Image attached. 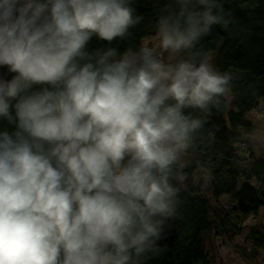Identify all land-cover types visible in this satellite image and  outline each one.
Returning a JSON list of instances; mask_svg holds the SVG:
<instances>
[{
    "label": "clouds",
    "instance_id": "obj_1",
    "mask_svg": "<svg viewBox=\"0 0 264 264\" xmlns=\"http://www.w3.org/2000/svg\"><path fill=\"white\" fill-rule=\"evenodd\" d=\"M0 0V264H146L177 216L184 154L230 92L199 42L222 0ZM167 55V59H165ZM264 146V127L248 137Z\"/></svg>",
    "mask_w": 264,
    "mask_h": 264
},
{
    "label": "trees",
    "instance_id": "obj_2",
    "mask_svg": "<svg viewBox=\"0 0 264 264\" xmlns=\"http://www.w3.org/2000/svg\"><path fill=\"white\" fill-rule=\"evenodd\" d=\"M167 2L133 0L136 13L143 16L142 23L131 29L127 38H117L111 45L93 38L89 48L111 46L120 53L138 48L145 38L155 35L158 12ZM222 9L225 23L213 26L197 47L214 53L217 71L233 75L230 107L224 97L210 111L189 110L203 120V127L186 151L196 154V160L185 164L179 175V234L172 245L160 246L159 254L146 264H215V239L241 234L245 216L264 207V188L260 181L254 183V179L263 178L262 173L250 172L242 163L244 153L253 155V144L241 131V127L252 126L247 112L264 102V0H222ZM4 126L6 122L0 124ZM198 167L209 172L208 194L196 183ZM224 195L232 197L226 208L220 203ZM255 244L264 246V237H258Z\"/></svg>",
    "mask_w": 264,
    "mask_h": 264
},
{
    "label": "rangeland",
    "instance_id": "obj_3",
    "mask_svg": "<svg viewBox=\"0 0 264 264\" xmlns=\"http://www.w3.org/2000/svg\"><path fill=\"white\" fill-rule=\"evenodd\" d=\"M155 35L147 37L143 40L144 43L151 42ZM209 58L213 63L214 53L207 52ZM167 59V55H165ZM214 65V64H213ZM216 69V68H215ZM227 105L230 107L231 92L225 97ZM246 117L251 120V127H241V131L249 137L255 132H258L261 127H264V102L259 101L257 106L247 112ZM253 155L244 153L245 157L243 165L250 171H261L264 175V146L253 145ZM253 160L249 161L248 160ZM196 160V154L185 153L184 165ZM196 183L205 194L209 193L210 175L207 169L198 167L195 172ZM256 183L264 187V180L254 179ZM220 203L223 207H228L232 203L230 195H224L220 198ZM214 204V203H213ZM259 236H264V207H262L257 214H250L245 216L242 224L241 234L235 236L233 239H228L225 236H218L215 239L217 247V259L215 264H264V246H257L256 242ZM256 240V241H255Z\"/></svg>",
    "mask_w": 264,
    "mask_h": 264
},
{
    "label": "water",
    "instance_id": "obj_4",
    "mask_svg": "<svg viewBox=\"0 0 264 264\" xmlns=\"http://www.w3.org/2000/svg\"><path fill=\"white\" fill-rule=\"evenodd\" d=\"M5 70L0 69V74H3ZM171 226L166 230L164 234V238L159 242L160 246L165 244L172 245L174 240L179 234V227H180V218L177 214L176 218L170 222Z\"/></svg>",
    "mask_w": 264,
    "mask_h": 264
},
{
    "label": "crops",
    "instance_id": "obj_5",
    "mask_svg": "<svg viewBox=\"0 0 264 264\" xmlns=\"http://www.w3.org/2000/svg\"><path fill=\"white\" fill-rule=\"evenodd\" d=\"M252 150H253V147H252ZM261 159H262V160H263V162H264V159H263V158H261ZM249 161H253V160H251V159H250V160H248V163H249ZM262 176H263V178H262V179L264 180V175H262ZM254 183L257 185V183H256L255 181H254ZM263 188H264V187H263ZM261 208H262V207H261ZM261 208H260V209H261ZM250 214H253V213H250ZM250 214H248V215H250ZM261 237H264V236H259V238H261Z\"/></svg>",
    "mask_w": 264,
    "mask_h": 264
}]
</instances>
